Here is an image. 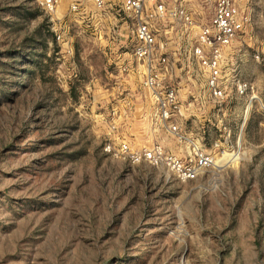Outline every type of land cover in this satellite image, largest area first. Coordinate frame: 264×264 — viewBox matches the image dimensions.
Segmentation results:
<instances>
[{
    "label": "rangeland",
    "instance_id": "obj_1",
    "mask_svg": "<svg viewBox=\"0 0 264 264\" xmlns=\"http://www.w3.org/2000/svg\"><path fill=\"white\" fill-rule=\"evenodd\" d=\"M180 1L196 26L154 22L169 45L150 63L134 56L137 20L119 0L54 13L0 0V264H264V0H238L250 21L226 50L222 100L192 54L211 10ZM150 65L183 115L162 117ZM122 142L215 164L180 182L105 149Z\"/></svg>",
    "mask_w": 264,
    "mask_h": 264
},
{
    "label": "built area",
    "instance_id": "obj_2",
    "mask_svg": "<svg viewBox=\"0 0 264 264\" xmlns=\"http://www.w3.org/2000/svg\"><path fill=\"white\" fill-rule=\"evenodd\" d=\"M62 0H36L38 5L49 13H54ZM97 9H104L110 0H90ZM126 12L132 14L137 20L136 41L134 56L138 60H147L152 63L156 59L160 63L167 61L164 52L158 55V46L166 48L169 43L159 45L154 29V22L163 20L168 15L177 17L187 29L196 26L194 13L180 0H171L170 7L167 0H119ZM211 10L209 21L198 25L196 42L192 46V54L207 72V84L211 95L222 100L226 98V89L222 85V63L226 50L230 49L235 40L244 32L250 18L245 13L238 0H204ZM71 10H81V4L73 2ZM58 38L61 35L57 36ZM155 58V56H157ZM145 86L152 91L159 111L164 119H170L174 114L183 115L184 108L174 87L164 84L163 75L158 69L150 65ZM249 85L246 82L237 83V92L246 95ZM175 129V128H174ZM108 153L114 157L131 163H147L153 167L166 169L180 182H190L198 179L215 164L212 154L198 151L187 159L169 153L157 144L152 148L132 149L126 142L118 147L107 144Z\"/></svg>",
    "mask_w": 264,
    "mask_h": 264
},
{
    "label": "bare ground",
    "instance_id": "obj_3",
    "mask_svg": "<svg viewBox=\"0 0 264 264\" xmlns=\"http://www.w3.org/2000/svg\"><path fill=\"white\" fill-rule=\"evenodd\" d=\"M235 160H236V159L234 158L233 161H235ZM221 162H222V160H221ZM216 165L218 166V168H222V167L225 165V163H224V165H221V164H219V163H218V164L216 163Z\"/></svg>",
    "mask_w": 264,
    "mask_h": 264
},
{
    "label": "trees",
    "instance_id": "obj_4",
    "mask_svg": "<svg viewBox=\"0 0 264 264\" xmlns=\"http://www.w3.org/2000/svg\"><path fill=\"white\" fill-rule=\"evenodd\" d=\"M8 97V95H6Z\"/></svg>",
    "mask_w": 264,
    "mask_h": 264
}]
</instances>
